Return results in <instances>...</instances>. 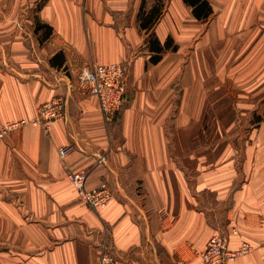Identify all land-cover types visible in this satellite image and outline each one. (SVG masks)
<instances>
[{
	"label": "crops",
	"instance_id": "1",
	"mask_svg": "<svg viewBox=\"0 0 264 264\" xmlns=\"http://www.w3.org/2000/svg\"><path fill=\"white\" fill-rule=\"evenodd\" d=\"M146 1L0 0V127L68 98L64 120L49 131L26 125L0 139V264H94L105 239L118 264H200L218 232L230 250L253 248L226 264H264V144L256 160L246 149L242 168L251 175L235 188L231 162L206 173L184 144L215 93L206 58L226 35L220 26L239 28L258 50L264 0H207L212 14L203 21L183 0H166L150 30L138 18L153 7ZM154 39L176 50L152 63ZM122 62L125 103L111 122L95 97L67 91L88 65ZM69 144L74 151L61 160L58 149ZM186 151L191 173L179 157ZM80 171L88 187L109 185L111 204L94 211L78 202L66 176ZM202 194L231 195L221 229L196 209Z\"/></svg>",
	"mask_w": 264,
	"mask_h": 264
},
{
	"label": "rangeland",
	"instance_id": "2",
	"mask_svg": "<svg viewBox=\"0 0 264 264\" xmlns=\"http://www.w3.org/2000/svg\"><path fill=\"white\" fill-rule=\"evenodd\" d=\"M152 2L151 9L141 10L149 14L157 8L161 14L166 0ZM220 27L226 29V35L218 41L216 57L206 58L211 70V86L215 82V93L210 94L211 102L206 101L203 106V118L195 127V139H186L184 144L186 149L194 148L191 155H200L206 173L215 171V164L219 168L225 160L231 162L229 172L235 178V188L251 175L244 173L242 168L246 149L253 152L252 159L256 160L255 148L257 144H264V45L256 50L254 42L249 43L241 37L243 31L239 28L233 33L227 30L230 25ZM213 76L216 78L213 79ZM188 155L186 151L179 157L183 158L186 171L191 173ZM231 201L230 194L227 200H217L213 194H202L195 207L204 212L210 222L217 221L220 228L223 220H219Z\"/></svg>",
	"mask_w": 264,
	"mask_h": 264
},
{
	"label": "built area",
	"instance_id": "3",
	"mask_svg": "<svg viewBox=\"0 0 264 264\" xmlns=\"http://www.w3.org/2000/svg\"><path fill=\"white\" fill-rule=\"evenodd\" d=\"M127 64H90L84 71L79 72L67 84V91L77 90L83 96L95 97L98 100L99 110L105 121L111 122L125 103V86ZM67 96L59 95L42 104L37 109V116L33 120L11 121L0 127V139L8 133L23 126L31 125L49 131L53 124L64 120L67 105ZM74 151L73 145H65L58 149V156L64 160ZM103 158L100 157L99 162ZM77 194L78 202L94 211L106 208L113 201V193L106 182L96 186H87V172H70L66 176ZM252 246L242 242L238 248L230 250L227 240L219 233L211 235L204 251L200 255V264H226L236 258L249 254ZM115 246L105 239L99 246V256L94 264H118Z\"/></svg>",
	"mask_w": 264,
	"mask_h": 264
},
{
	"label": "trees",
	"instance_id": "4",
	"mask_svg": "<svg viewBox=\"0 0 264 264\" xmlns=\"http://www.w3.org/2000/svg\"><path fill=\"white\" fill-rule=\"evenodd\" d=\"M183 2L192 8V14L198 21L206 20L212 14V9L207 0H183ZM160 15L161 14L159 12V9L157 8H153L149 14L144 13L140 9L138 15V18L140 20V27L142 29L150 30L154 26L156 21L159 19ZM150 43L152 45V50L155 53V55L151 57L152 63H157L160 60L161 54L164 51L176 50V46H172V41L169 39L162 46L156 39L150 40Z\"/></svg>",
	"mask_w": 264,
	"mask_h": 264
}]
</instances>
